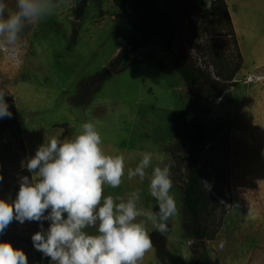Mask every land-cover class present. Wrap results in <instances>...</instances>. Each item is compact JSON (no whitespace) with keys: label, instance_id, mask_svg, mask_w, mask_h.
Masks as SVG:
<instances>
[{"label":"rangeland","instance_id":"1","mask_svg":"<svg viewBox=\"0 0 264 264\" xmlns=\"http://www.w3.org/2000/svg\"><path fill=\"white\" fill-rule=\"evenodd\" d=\"M212 1L159 0V8L173 21L184 19L174 54L219 82L234 72L236 83L212 100L204 115L226 127L206 141L200 161V178L214 199L202 207L212 232L204 249L214 264H264V14H250L255 36L244 47L245 60L223 14H204ZM4 2L13 7L15 0ZM73 8L60 7L39 24H29L14 54L0 49V89L7 93L12 112V118L0 119V199L15 200L19 178L31 179L24 164L38 146L52 137H71L91 121L104 152L125 156L121 185L105 186L104 195L140 189L147 208L155 203L148 193L149 177L129 180L127 169L135 168L144 151L152 152V167L171 165L179 214L163 234L147 223L153 248L140 264H195L201 251L189 234L181 200L184 149L176 146L172 122L174 111L187 108L189 93L171 66L173 55L152 43L131 54L124 70L111 74L108 64L124 48L131 26L110 0H90L79 20ZM96 73L106 79L80 105L74 97L89 87ZM40 223L13 221L0 236L31 239ZM42 223L47 230L49 222ZM221 241L226 242L222 249ZM11 246L25 253L28 264H51L49 257L23 243Z\"/></svg>","mask_w":264,"mask_h":264},{"label":"clouds","instance_id":"2","mask_svg":"<svg viewBox=\"0 0 264 264\" xmlns=\"http://www.w3.org/2000/svg\"><path fill=\"white\" fill-rule=\"evenodd\" d=\"M74 6V0H15L9 7L0 0V49L14 54L29 24H39L60 7ZM6 96L0 89V119L12 118ZM141 156L126 175L129 180L149 177L148 193L155 203L147 208L141 202L140 189L104 195L105 186L115 189L121 185L125 156L104 152L93 122H83L71 137L49 138L34 156L26 158L24 166L32 177L19 178L15 200L0 199V234L13 221L41 222L31 241L51 264H140L153 248L147 223L163 234L168 221L179 214L171 191V165L152 167V152L144 151ZM43 221L49 222L47 230ZM88 229H95V234ZM225 243L221 241V249ZM0 264L28 262L23 251L3 242Z\"/></svg>","mask_w":264,"mask_h":264},{"label":"trees","instance_id":"3","mask_svg":"<svg viewBox=\"0 0 264 264\" xmlns=\"http://www.w3.org/2000/svg\"><path fill=\"white\" fill-rule=\"evenodd\" d=\"M90 0H74V17L79 20L83 17L87 3ZM117 8L132 28V33L116 56L109 62V72L118 73L126 68L131 54L141 48H146L152 43H157L162 52L173 55L171 66L183 81L189 93V103L185 110L174 111L172 122L177 130L178 149H184L182 158L185 171V181L182 187V204L188 218V231L195 242L200 255L194 259L195 264H214L209 258L204 242L212 237L202 207L206 202H214L213 196L204 186L200 178V161L204 153L206 141L214 138L225 129V122L219 120H207L204 115L210 102L220 97L226 90L235 86L233 82L234 72L223 78L219 82L211 78L210 75H203L193 66L184 62L181 56L174 54L173 47L178 34L179 25L184 23V19L173 21L167 14L159 8V0H110ZM193 12H199L194 8ZM204 14L218 17L221 13L229 28L230 36L234 33L224 0H213L210 6L205 9ZM164 69L162 65L159 67ZM220 77L219 75L217 76ZM106 79L103 73H96L91 77L89 87L80 95L75 96V100L80 105L85 104L95 88L100 86ZM226 133H224V136ZM212 210L213 204L211 205ZM7 242L23 243L34 249L31 239L22 235H1L0 243ZM36 250V249H34Z\"/></svg>","mask_w":264,"mask_h":264},{"label":"crops","instance_id":"4","mask_svg":"<svg viewBox=\"0 0 264 264\" xmlns=\"http://www.w3.org/2000/svg\"><path fill=\"white\" fill-rule=\"evenodd\" d=\"M232 25L234 38L242 57L246 60L244 47L255 36V28L251 27L249 18L251 13L263 15L264 0H224ZM247 20V23L246 21Z\"/></svg>","mask_w":264,"mask_h":264}]
</instances>
